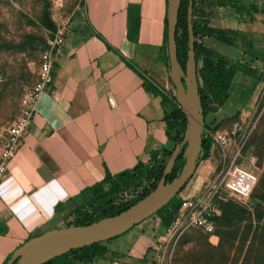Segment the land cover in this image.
<instances>
[{
	"label": "crops",
	"instance_id": "obj_1",
	"mask_svg": "<svg viewBox=\"0 0 264 264\" xmlns=\"http://www.w3.org/2000/svg\"><path fill=\"white\" fill-rule=\"evenodd\" d=\"M85 10L86 35L60 48L54 83L0 183V264L28 239L68 226L82 194L108 174L132 172L173 146L162 94L148 88L166 93L171 81L162 56L168 0H85ZM107 248L91 264H117Z\"/></svg>",
	"mask_w": 264,
	"mask_h": 264
},
{
	"label": "rangeland",
	"instance_id": "obj_2",
	"mask_svg": "<svg viewBox=\"0 0 264 264\" xmlns=\"http://www.w3.org/2000/svg\"><path fill=\"white\" fill-rule=\"evenodd\" d=\"M213 1L197 0L196 19L202 24L208 21L216 27L235 29L236 44L229 46L201 35L197 41L257 68L258 76L251 78L239 72L229 100L207 115L206 122L215 127L212 136L220 131L226 138L223 144L212 142L210 156L199 164L196 178L180 192L182 204L171 223L165 225L156 213L141 222L143 226L137 227L140 223L103 242L117 264H157L164 254L170 264H264V61L247 52L250 40L264 51V0ZM60 30L66 40L73 34L86 35L85 0H0V147L7 129L20 115L25 91L37 81L42 51ZM167 68L170 73L169 63ZM168 91L176 94L173 81ZM215 122L219 124L215 126ZM232 161L258 177L248 198L228 191L219 176ZM151 176L121 191L116 202H131L152 189L157 179ZM210 183L219 207L214 233L173 225L185 209V200L202 193Z\"/></svg>",
	"mask_w": 264,
	"mask_h": 264
},
{
	"label": "trees",
	"instance_id": "obj_3",
	"mask_svg": "<svg viewBox=\"0 0 264 264\" xmlns=\"http://www.w3.org/2000/svg\"><path fill=\"white\" fill-rule=\"evenodd\" d=\"M213 2L215 3L216 0ZM188 6L189 0H182L176 27L177 54L183 68L186 67L189 50ZM262 12L264 13V8L262 9ZM196 16L197 0H194L196 61L198 65L199 93L201 96L205 121L201 149L197 159L199 166V164L204 159L210 156L213 142L212 131L215 130V127H211L206 122L207 115L210 112L217 111L219 107L223 106L229 100L230 91L233 87L235 77L239 72H242L251 78H257L258 69L247 64H241L239 61L229 57L228 55H225L203 43H199L197 38L201 35L216 38L220 42L229 46H235L236 41L234 34H237L238 32L232 28L213 26L208 21L202 24L196 19ZM139 19V12H136L135 20L133 21L130 19L129 23V36L134 40H137L138 38ZM247 46V52L252 58H261L264 61V51H259L254 46L252 40L247 43ZM162 53L163 58H165L170 65L167 17L166 42L162 49ZM148 88L154 92L162 94L165 105V119L167 122V129L173 142L172 148H164L161 151L154 152L150 163H140L132 172H124L118 177H112L108 174L102 183L86 190L82 194V198L87 199L76 206L74 211L75 217L67 224L68 226L88 225L103 218L117 215L136 204L157 186L175 145L181 142L184 138L188 121L185 112L177 102L175 96H168L166 93L160 91L158 87L150 81ZM218 124L219 122H215V126ZM185 155V151L180 153L173 168V172L169 176L168 180L172 181L175 177L180 175L185 163ZM152 174H154L157 179V181L154 182L152 189L145 191L139 198L134 199L131 202H116V198L121 191L128 187H136L140 185L143 178H150L152 177ZM107 184H110L111 187L110 189L105 190L104 187ZM181 204L182 200L179 199V195H177L157 212V214H160L162 217V221L165 225H169L171 223L174 214L179 210ZM88 205L90 206V209L87 208ZM103 242L104 241L94 243L86 247L73 249L69 252L53 257L42 264H91L96 259L106 258L108 248ZM13 253L9 256L8 260L11 258ZM8 260L6 261V264L8 263ZM13 264H16V262H13Z\"/></svg>",
	"mask_w": 264,
	"mask_h": 264
},
{
	"label": "water",
	"instance_id": "obj_4",
	"mask_svg": "<svg viewBox=\"0 0 264 264\" xmlns=\"http://www.w3.org/2000/svg\"><path fill=\"white\" fill-rule=\"evenodd\" d=\"M182 0H168V51L170 77L177 88L176 99L187 116L184 138L177 143L169 157L157 186L144 198L117 215L103 218L88 225H69L47 230L28 239L18 247L7 264H42L53 257L73 249L111 240L156 214L194 177L205 127L204 111L199 93L198 65L196 61V36L194 28V0H189L188 32L189 50L186 67L177 54L176 27ZM224 116L219 117L220 122ZM183 151L185 163L179 176L168 180L175 163Z\"/></svg>",
	"mask_w": 264,
	"mask_h": 264
},
{
	"label": "built area",
	"instance_id": "obj_5",
	"mask_svg": "<svg viewBox=\"0 0 264 264\" xmlns=\"http://www.w3.org/2000/svg\"><path fill=\"white\" fill-rule=\"evenodd\" d=\"M65 42V33L60 30L41 53L37 81L25 91L21 99L20 115L7 129L2 140L0 183L9 170L11 161L24 143L26 134L38 113V104L42 94L48 91L54 83L55 65L60 48ZM166 94L170 97H176L175 93L173 94L169 91ZM110 101L115 104L113 97L110 98ZM212 137L213 142L216 141L223 144L226 135L223 132L216 131ZM219 176H222L224 187L241 198H248L258 181V177L254 172L242 167L235 161H232L226 169H223ZM211 188L210 183L202 193L188 197L183 204L185 207L184 211L181 209L173 225L178 226L181 224L185 227L201 229L205 233H214L216 229L215 217L218 214L219 207L212 196ZM126 196L132 197V195ZM159 258L157 264H170L165 261V254Z\"/></svg>",
	"mask_w": 264,
	"mask_h": 264
}]
</instances>
